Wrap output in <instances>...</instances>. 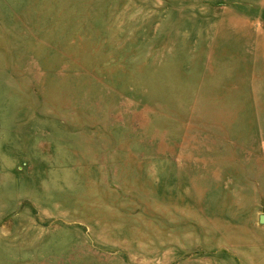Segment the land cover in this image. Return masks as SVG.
<instances>
[{
	"label": "rangeland",
	"instance_id": "rangeland-1",
	"mask_svg": "<svg viewBox=\"0 0 264 264\" xmlns=\"http://www.w3.org/2000/svg\"><path fill=\"white\" fill-rule=\"evenodd\" d=\"M262 64L264 0H0V264H264Z\"/></svg>",
	"mask_w": 264,
	"mask_h": 264
},
{
	"label": "crops",
	"instance_id": "crops-1",
	"mask_svg": "<svg viewBox=\"0 0 264 264\" xmlns=\"http://www.w3.org/2000/svg\"><path fill=\"white\" fill-rule=\"evenodd\" d=\"M260 63V62H259ZM259 63H256V65H259ZM262 66H264V64H262ZM246 75L250 78V79H261L262 77L264 78V69L263 68H253V69H247V73ZM256 88V87H255ZM262 90L264 91V86L262 87ZM257 91V90H256ZM258 98V96H257ZM259 98H263L264 99V93L261 97ZM256 99V96L254 97V100ZM264 108V106H263ZM255 126V125H254ZM253 126V127H254ZM253 127H249L248 129V133H250L251 135H254L253 139L255 141H257L258 143H263L264 144V117L262 119V124H260L259 126H256L255 129L252 130ZM252 140V137L251 139ZM257 188V187H256ZM258 189V188H257ZM260 189L263 191V193L260 195L261 197H264V182L262 183V185H260Z\"/></svg>",
	"mask_w": 264,
	"mask_h": 264
},
{
	"label": "water",
	"instance_id": "water-1",
	"mask_svg": "<svg viewBox=\"0 0 264 264\" xmlns=\"http://www.w3.org/2000/svg\"><path fill=\"white\" fill-rule=\"evenodd\" d=\"M259 222L264 225V214L260 215Z\"/></svg>",
	"mask_w": 264,
	"mask_h": 264
}]
</instances>
